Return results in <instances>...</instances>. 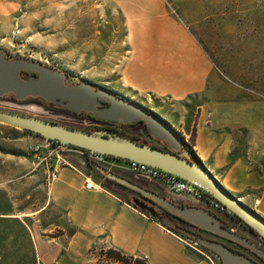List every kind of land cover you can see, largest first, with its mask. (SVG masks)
Masks as SVG:
<instances>
[{"label": "rangeland", "instance_id": "1", "mask_svg": "<svg viewBox=\"0 0 264 264\" xmlns=\"http://www.w3.org/2000/svg\"><path fill=\"white\" fill-rule=\"evenodd\" d=\"M173 37H189L196 42L210 58L224 84L242 89V98L264 99V0H0V47L9 60H33L66 73L68 84L90 82L96 88L133 100L151 109L170 126L174 124L179 128L171 126L190 148L194 142L195 126L187 137L181 128L184 123H179L183 117L180 104L149 96L134 87V56L143 50L148 52L153 45H161ZM34 103L42 108V113H29L23 108ZM0 107L78 129L95 131L102 125L91 118L70 114L58 106L47 107L37 99L20 102L6 95L0 97ZM127 133L162 146L140 131L129 130ZM233 133L232 151L246 155L248 131L242 128V131ZM36 137L28 131L0 123V153L16 155L34 166L30 146ZM263 164L262 160L252 165L258 168ZM8 165L5 161L0 168L7 169ZM98 166L171 197L161 181L145 180L118 166ZM13 174V171L8 172V176ZM93 177L102 184L107 183V187L121 198L128 196L126 190L103 180L97 171L93 172ZM26 179L19 178L17 183L27 186L10 190L11 198L17 197L22 207L30 202L31 198L26 197L34 196ZM236 196L242 199V193ZM128 198L132 200V197ZM171 198L177 204L185 203ZM47 225L39 223L37 228L50 227ZM230 225L242 234V226L238 222L231 220ZM4 228L5 225L0 224V231ZM187 230L190 231L189 228ZM170 231L200 251L212 264H222L219 256L190 236ZM193 231L198 237L209 238V234L203 231ZM60 233L61 230L55 229L49 235ZM10 242L5 243L8 254L13 247ZM233 247L241 250L236 245ZM106 250L94 247L90 251L94 264H122L108 258Z\"/></svg>", "mask_w": 264, "mask_h": 264}, {"label": "crops", "instance_id": "2", "mask_svg": "<svg viewBox=\"0 0 264 264\" xmlns=\"http://www.w3.org/2000/svg\"><path fill=\"white\" fill-rule=\"evenodd\" d=\"M159 45L134 56V87L179 103L183 114L179 123H184L187 137L195 126L192 146L197 157L230 192L242 193L241 200L264 217V164L252 165L264 161V99L242 98L241 88L226 86L207 54L189 37H173ZM242 128L249 134L246 155L232 151L233 132ZM5 161L7 169L0 168V224L5 225L0 231V264H94L90 254L94 247L146 257L148 264H212L101 181L100 188L86 189V177L95 180L93 172L98 170L81 155L67 157L53 180L48 169L16 155L0 153V164ZM12 171L16 178L8 176ZM19 178H27L34 193L26 197L31 199L25 207L17 197L16 203L11 198L10 190L24 185L17 183ZM39 223L50 227L39 230ZM55 229L61 233L49 235ZM8 241L13 245L10 254Z\"/></svg>", "mask_w": 264, "mask_h": 264}, {"label": "water", "instance_id": "3", "mask_svg": "<svg viewBox=\"0 0 264 264\" xmlns=\"http://www.w3.org/2000/svg\"><path fill=\"white\" fill-rule=\"evenodd\" d=\"M37 72L38 77H23V72ZM67 75L60 70H53L33 60H9L0 47V97L10 95L14 100L25 102L27 99H43L50 103H63V106L74 111L91 112L95 116L113 121L131 122L139 114L134 105L111 99L112 106L101 111L96 110L98 99L106 96V92L95 91L90 82L67 85ZM149 131L154 138L167 141L171 149L178 151L184 144V138L173 128L161 125L156 118L145 117ZM0 123L28 131L32 134L55 139L67 145L83 150L101 153L126 161H137L160 169L175 177L199 186L212 199L221 203L229 213L235 215L249 226L259 237L264 239V217L245 204L235 194L230 192L218 178L198 159L194 151L186 150L174 153L149 144L111 135L102 131H85L62 123L46 120L31 114L16 112L0 107ZM186 141V140H185ZM96 169L103 175L117 183L129 187L143 196L151 198L167 211L183 218L187 222L222 238L235 242L250 249L264 260V250L244 237L221 225L220 218L209 210L186 205H179L174 200L162 197L156 192L120 175L108 172L96 165ZM136 207L149 212L151 217L155 213L144 204L136 201ZM163 222L169 229L179 231L190 236L193 240L219 256L222 264H258L243 253L233 251L226 244L197 237L194 233L184 231L171 219L164 218Z\"/></svg>", "mask_w": 264, "mask_h": 264}, {"label": "flooded vegetation", "instance_id": "4", "mask_svg": "<svg viewBox=\"0 0 264 264\" xmlns=\"http://www.w3.org/2000/svg\"><path fill=\"white\" fill-rule=\"evenodd\" d=\"M39 75L37 72H23V77L25 78H29V77H35L37 78ZM66 84L67 85H75V84H68L67 83V80H66ZM81 84V83H79ZM93 89L95 91H99V90H102L104 92H106V96H103L102 98H99L98 99V104L96 105V110L97 111H101L105 108H108L110 106H112V101L111 99H120L122 102L124 103H127L129 105H134V107L136 109H138L139 111V114L134 118L133 121L131 122H123V121H120V122H117V121H113V120H108V119H102V118H99L97 116H95L93 113L91 112H85V111H74V110H71L65 106H63V103H59V104H56V103H50V102H46L45 100L43 99H37L39 103L45 105V106H58L60 107L61 109H64L65 111H67L68 113L70 114H74V115H82V116H85L87 118H91L97 122H100L102 125L97 128L95 131H102V132H105L107 134H111V135H119V136H122V137H131V138H135L133 136H130L128 135V131L129 130H135V131H140L141 133L149 136V138L155 142H158V143H161L162 146H158L154 143H150L146 140H143V141H146L149 143V145H155L157 146L158 148H161V149H164V150H167V151H174L171 149V144L167 141H162L158 138H154L152 137L150 131H149V128H148V123L146 122L145 120V117H149V118H156L158 120V122L167 127L168 129H171L172 127L167 124L165 121H163L161 118H159V116L154 113L151 109L147 108V107H144L142 106L141 104L133 101V100H130V99H127V98H124L118 94H115L111 91H108V90H104V89H100V88H96L93 86ZM93 131V130H92ZM38 136V135H36ZM180 138L182 137L181 134L178 135ZM129 139V138H128ZM139 139V138H137ZM142 140V139H140ZM186 150H189V147L188 145L186 144V141L184 140V144L182 145V148L179 149L178 151H174V153H182ZM98 172V171H97ZM109 172V171H108ZM113 173V172H111ZM98 174L100 176H102L103 180H106L108 183H111L113 185H116L118 187H121L123 188L124 190H126L127 192L131 191L132 193H126V195H128L129 197H132V202L134 205H136V201H139L140 203L144 204L145 206H147L148 209H150V211L154 212L155 213V216H158L160 218H162V220L164 218H168V219H171L175 224H177L179 227H181L184 231H187L189 233H195V231H193V229H196V230H199V231H203L207 234H209V238L208 239H212V240H216V241H219V242H222L224 244H226L228 247H230L233 251L237 252V253H243V254H246L248 255L249 257H251L253 260H255L258 264H264V260L259 256L257 255L256 253L252 252L250 249L244 247V246H241L235 242H232V241H229L225 238H222L221 236L217 235V234H214V233H211L209 231H205L189 222H187L186 220H184L183 218L167 211L165 208H162L158 203L154 202L151 198L149 197H146V196H143L141 193L129 188V187H126V186H123L119 183H117L116 181H113L111 179H109L106 174L103 175L101 174L100 172H98ZM115 174V173H114ZM118 175V174H116ZM129 179V178H128ZM137 183V182H136ZM107 184V183H106ZM106 184H103L104 186H107ZM139 184V183H138ZM144 186V185H142ZM146 188H148L149 190L153 191V192H156L157 194H159L160 196L162 197H166L167 199L169 200H172V198L168 195H164L163 193H159L158 191H155L147 186H144ZM128 196L126 198H128ZM130 199V198H128ZM188 203H184V204H179V205H186ZM190 206H195V205H192V204H188ZM199 207V206H197ZM213 215L217 216L220 218V222H221V225L225 228H228L234 232H236V230L234 228L231 227V220H234L236 222L239 223L240 226H242V236L244 237H247L248 239H250L254 244H256L257 246H259L260 248H262L264 250V239H262L261 237H259L249 226H247L245 223H243V221H241L239 218H237L235 215L229 213L228 211L226 212V215H220L214 211H211L209 210ZM148 215L150 214L149 212L145 211ZM187 226V227H186ZM190 229L187 230V229ZM237 233V232H236ZM197 236V235H196ZM198 237V236H197ZM200 237V236H199ZM193 240V239H192ZM233 245L236 247L238 246L241 250H238L237 248L233 247Z\"/></svg>", "mask_w": 264, "mask_h": 264}, {"label": "built area", "instance_id": "5", "mask_svg": "<svg viewBox=\"0 0 264 264\" xmlns=\"http://www.w3.org/2000/svg\"><path fill=\"white\" fill-rule=\"evenodd\" d=\"M30 151L34 157L35 167L43 166L48 169V178L50 180L55 179L58 175L59 168L67 164L66 158L68 156L81 155L88 164L100 165L106 168L118 166L137 174V176L145 180L161 181L165 184L167 192L173 199L178 198L185 203L214 211L220 215H226L227 212V209L221 203L209 197L199 186L144 163L117 159L41 136L36 137V140L30 146ZM101 186L102 184L92 179L91 176L86 177V189L95 190ZM258 202L259 200H256V203ZM142 259L146 260V257Z\"/></svg>", "mask_w": 264, "mask_h": 264}, {"label": "trees", "instance_id": "6", "mask_svg": "<svg viewBox=\"0 0 264 264\" xmlns=\"http://www.w3.org/2000/svg\"><path fill=\"white\" fill-rule=\"evenodd\" d=\"M82 130H85V131H92L91 129H82ZM129 139L131 140H134V141H137L139 143H143V144H149L148 142L146 141H143V140H140V139H137V138H131V137H128ZM151 145V144H150ZM153 147H156L158 148L157 146L155 145H151ZM191 151H194L193 147L191 146L189 148ZM195 153V151H194ZM199 159V158H198ZM200 160V159H199ZM201 161V160H200ZM92 167H96L95 164H90ZM208 195V194H207ZM209 197H211L210 195H208ZM127 203L131 204L132 206H134L136 209H138L139 211L147 214L145 211H142L140 210L138 207H136L133 202L131 201V199H128V198H125L124 199ZM148 215V214H147ZM154 220H156L157 222L161 223L163 226H165L162 218L158 217V216H154L152 217ZM166 227V226H165ZM172 230V229H170ZM174 231V230H173ZM106 255L108 258L110 259H114L116 262H119V263H122V264H148L146 262V260H143L141 257H138V256H133V255H125L123 253H121L120 251L116 250V249H113V248H110V249H107L106 250Z\"/></svg>", "mask_w": 264, "mask_h": 264}, {"label": "bare ground", "instance_id": "7", "mask_svg": "<svg viewBox=\"0 0 264 264\" xmlns=\"http://www.w3.org/2000/svg\"><path fill=\"white\" fill-rule=\"evenodd\" d=\"M11 104V103H10ZM2 105V104H1ZM10 106V105H9ZM16 106H19V105H16ZM10 108V107H9ZM23 108H26L28 111H29V113L30 112H32V113H39V112H41L42 111V108L41 107H39V106H37V105H35V103L34 104H26V106L24 105L23 106ZM16 109V108H15ZM25 110V109H24ZM26 111V110H25ZM45 111V110H44ZM44 111H43V113H44ZM42 113V112H41Z\"/></svg>", "mask_w": 264, "mask_h": 264}]
</instances>
